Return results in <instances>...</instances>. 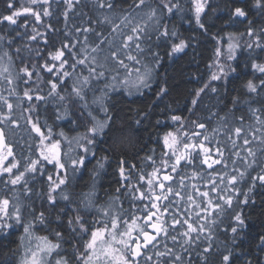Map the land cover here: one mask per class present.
<instances>
[{"label":"snow or ice","instance_id":"snow-or-ice-1","mask_svg":"<svg viewBox=\"0 0 264 264\" xmlns=\"http://www.w3.org/2000/svg\"><path fill=\"white\" fill-rule=\"evenodd\" d=\"M80 2L81 0H64L68 10L74 9ZM28 3L48 5L50 0H28ZM193 4L195 24L200 29H205L202 15L210 7V0H193ZM254 6L264 8V0H255ZM94 7L99 14L95 17L84 14L87 19L81 25H73L66 31V40L61 42L59 48L48 52L47 60L41 65L52 77L47 81V95L39 94L43 91L39 86L42 82L39 73H35L37 80H32L35 65L32 71L24 66L20 70L23 76L17 73V78L23 83L31 82L36 86L33 89L30 85L23 93L29 102L55 101L63 108V113L57 115V119L75 116L72 123L85 120L89 122V126L76 141L82 154L69 157V163L62 156L61 140L53 139L52 129L47 125L42 127L38 119L33 120L29 115L26 121L31 126L30 131L39 138V152L36 159L27 158L28 162L22 171L19 161L15 160L12 146L6 140L4 129L0 128V183L5 187L12 186L10 191L14 196L13 200L0 196V236L11 235V230L18 225L23 227L25 235L21 237V241L28 240L29 246L20 264H73V258L64 254L59 242L62 239L60 231L55 232L58 238L55 243L46 236L34 234L35 222L45 224L48 219L44 211L35 215L34 209L29 206L33 222L25 224L23 220V205L16 186H20L23 195L31 199L33 189L30 187L29 177L33 181L46 178L44 182L47 191L36 195L56 213L57 220L63 222L62 218L66 219V227L73 236L78 233L88 236L81 246H73L75 264H192L190 249L194 250L201 245L204 247L197 255L207 264L208 255L214 250L215 228L219 226L217 219L213 217L219 218L227 210H233L234 224L229 227L235 240L238 233L246 227L241 205L255 204L252 194L258 188L264 189V106L249 108L258 127L249 125L245 128L244 116L238 118L239 126L229 127L227 115L219 116V113L213 112L209 119L217 116L220 126L213 128L210 133L208 125L198 120L191 123L202 131L189 134L181 133L178 129L176 133L168 132L163 138L165 151L161 153L159 163L153 156L143 158L144 161L151 162V172H145L143 164L138 168L121 155L116 165L120 184L115 190L117 194L105 204L98 205L96 184L110 160L109 153L125 131L123 127L117 126L116 119L111 114L110 94L125 88L132 95L130 84L141 95V89L151 88L153 74L161 66L162 57L158 52H152L153 64H144L145 48L142 45L152 40L153 32L157 41L167 43L173 39L179 40V43L171 44L168 55L183 52L188 44L179 38L176 31H170L167 24H161L165 12L171 16L183 11L179 0H159L156 7L152 6L151 0H131L126 8L121 7L118 12L116 0H95ZM6 8L7 14H0V24L14 26L12 30L21 38L27 33H21L17 29H27L29 26L27 21L20 23L22 16L30 15L39 23L42 15H51L46 8L42 10V15L41 11L32 7L17 8L15 0H6ZM63 15L67 27L68 11ZM247 17L248 12L244 7L235 6L230 12V18L247 20ZM248 24L247 35L256 37L248 47L252 48L254 44L264 50L261 34L251 27V21ZM48 28L56 31L51 25ZM32 32L34 34L28 36V39L36 41L41 36L45 46L48 45L45 34L38 32L36 28ZM14 39L9 37L7 43L11 45ZM4 40L5 36L0 35V41ZM236 47L237 45L229 44V60L235 58ZM15 51L20 53L21 49L18 47ZM219 54L220 50L217 49V55ZM5 57L11 64L12 56L9 52H4L0 61ZM78 68L81 71H77ZM252 68L264 76V64L253 63ZM231 71L234 72L235 69ZM5 73L8 75L4 78L12 84L9 68L0 65V75ZM133 73L134 81L130 80ZM226 76L227 73L221 68L219 74H212L211 80H221ZM209 87L206 83L195 90L190 101L192 107L188 111L196 109L201 103L202 94H206ZM246 88L249 93L257 96L264 94V78L260 79L259 84L249 80ZM210 90L217 91L215 87ZM168 91L166 87H159L155 92L156 100H162L168 95ZM0 101L7 109L6 114L0 113V124L7 121L19 127L18 122L12 119L13 104L2 95ZM238 103V98H233V106ZM35 107L33 103L25 111L31 113ZM97 110L103 114V118L96 114ZM171 120L180 123L183 128L181 116L172 115ZM136 123L140 124L141 120L138 119ZM221 134L224 139H217ZM59 135L64 137L63 132ZM71 143L72 141H68L69 146ZM97 145L108 147L99 149L104 155L99 157L92 170L90 190L74 199L67 191V168L70 166L74 173L85 168L88 157L96 156ZM63 155L67 156V153ZM48 165L52 166L51 171L47 168ZM193 181H203L202 188L207 190H201ZM242 184L247 185L246 190L241 189ZM121 196L128 198L129 209L123 207ZM61 201L64 202L63 206ZM236 208L241 210L236 211ZM93 214L95 218L91 222L85 218L86 215ZM201 220L204 222L201 223ZM168 241H171V246ZM260 242L264 245V235L260 237ZM177 247L180 251L176 250ZM185 254H188L187 259ZM236 259L231 250L221 254V264H235ZM246 264H251V261Z\"/></svg>","mask_w":264,"mask_h":264},{"label":"trees","instance_id":"trees-1","mask_svg":"<svg viewBox=\"0 0 264 264\" xmlns=\"http://www.w3.org/2000/svg\"><path fill=\"white\" fill-rule=\"evenodd\" d=\"M130 2L131 0H116L118 5L117 12L121 7L126 8ZM179 2L183 11L171 16L165 12L161 19V24H167L170 31H176L179 38L186 41L188 47L183 52L168 55L171 52V44L179 43V40L173 39L167 43L157 41L155 39L156 34L153 32L152 40L142 45L145 48V53L143 54L144 64L149 66L153 64L152 52H158L162 57L161 66L153 74L151 88L141 89L143 93L141 95L130 84L132 95H129L125 88H120L117 92L110 94L111 114L116 119L117 126L123 127L125 131L114 146L113 151L109 153L110 160L106 163L105 169L96 185L102 193V205L110 197L116 195L115 190L120 187L119 176L116 172L119 157L123 155L126 160L134 164L146 163L143 160L145 157L144 152L148 148L153 147L155 141H160L159 138H164L168 132L175 130L174 128L178 129L181 127L177 124L173 127L175 122L171 120L172 115L181 116L183 118L182 122L194 120L203 122L208 125L209 133L213 128L220 126L217 116H212L209 119L210 114L213 112L219 113V116L227 115L229 127L239 126L238 118L240 116L245 117V128L249 125L258 127L255 120L251 117L249 108L264 106V94L257 96L249 93L246 84L249 80L259 84L260 79L264 78L261 73L252 68L253 63L264 64V50L255 47L254 44L252 48L248 47V44L252 43L256 37H249L247 31L249 28L248 21H251V27L261 34V43L264 44V31H262L264 30V8L255 7V0H210V7L202 15L205 29H200L195 24L193 0H179ZM94 3L95 0H81L74 9L68 10L64 0H50L48 5H30L28 0H15L17 8L21 6L32 7L37 11H41V15L42 10L46 8L51 15L47 17L42 15V20L39 23L30 15L22 16L20 23L27 21L29 25L27 29H17L21 33H27L23 38L17 36L16 31L12 30L14 26L0 24V35L5 36V40L0 41V56H3L6 51L12 56L11 64L8 63L5 57L3 61H0V65L9 68L13 80V83L9 84L4 78L8 74L0 75V95L13 104L12 119L18 122L19 127L7 121L0 124V126L5 130L8 142L15 148V160L19 161L20 169H23L27 164V158L34 159L35 146L36 144L37 146L39 145V138L30 131L31 126L26 121L29 115L33 120L38 119L42 127L44 125L50 127L55 140H61L62 153H67V156L62 154L65 161L70 162L69 157L74 158L81 154V150L77 148L76 141L86 132L89 122L79 120L74 124L71 121L76 119L75 116L57 119V115L63 113V108H60L52 100L47 103L42 101L29 102L23 96V93L30 85L33 89L36 86L31 84V82L30 84L23 83L22 80L17 78V73L23 76L20 70L24 66H27L32 71L33 65H35L32 80H37L35 73H39V77L42 78L39 86L43 89L39 94L47 95V81L52 77L41 65L47 60L48 52L59 48L61 42L66 40L65 32L71 29L73 25H81L87 19L84 14L91 17L99 14L94 7ZM151 3L153 7H156L159 4V0H151ZM235 6L246 9L248 12L247 20L230 18V12ZM7 11L6 0H0V14H7ZM65 11H68L67 27L63 15ZM48 25H51L52 29L56 31L50 30ZM33 28L46 35L49 42L47 46H45L44 39L41 36H38L36 41L28 39V36L34 34L32 32ZM9 37L15 38L11 45L7 43ZM229 44L237 45L234 53L235 58L228 59L231 69H235V71H231L225 79L212 81L211 74L215 63L219 61L220 57L223 59L227 58L226 56L229 55ZM149 46L151 51H149ZM18 47L21 49L20 53L15 51ZM217 49L220 50L219 55H217ZM136 67H141V65H136ZM77 71H81V69L78 68ZM130 80H135L134 73ZM68 83L70 88L71 81ZM206 83L210 87L206 90V94H202L201 103L192 112L188 111L192 107L190 101L195 90ZM161 86L168 88V95L162 100H156L155 92ZM212 87H215L217 91L211 92L210 89ZM13 89L14 92L12 91ZM91 98V94H89V100ZM233 98H238L239 100L235 107L232 104ZM33 103L36 105L35 109L31 113L25 111ZM73 111H75L74 107ZM0 113H7L2 101H0ZM145 113H147L146 117L144 116ZM96 114L103 118V114L98 110ZM138 119L141 120L140 124L136 123ZM190 128L192 127L187 126L182 129ZM61 132L64 133V137L59 135ZM217 139L223 140L224 137L221 134L217 136ZM68 141H72L70 146ZM29 145L32 147L29 148ZM102 147L106 148L108 145H97L96 153H98L99 157L104 155V152L99 150ZM152 156L154 158L153 154ZM98 159H96V162ZM96 162L94 166H92L94 162L88 166V171L84 175L83 182L87 183V185H89L91 174L93 175V172L90 171L91 166L94 168ZM29 180L31 187L35 180H31V177H29ZM135 180L136 175L133 174V183H135ZM11 187L10 185L5 187L3 183H0V196L6 195L10 200H13L14 196L12 191H10ZM16 187L19 194L21 193V203L29 201L23 195L20 186ZM240 187L242 190H246L247 185L242 184ZM89 190L88 188V192ZM252 197L255 200V204L241 205L243 215L246 218V227L238 233L235 240H233V234L229 227L231 225L230 221H232L231 218L223 220V225L221 224L215 228L214 250L208 255L207 264H221V254H226L228 250H231L237 257L235 264H246L247 261H251V264H264V245H261L260 242V237L264 235V189H256ZM121 199L123 200V207L126 210L129 209L128 198L121 196ZM29 205H31V201ZM241 208H236L235 210L240 211ZM222 217L225 216L222 215ZM30 219L29 212H26L23 215L24 223L31 222ZM224 221L226 222L224 223ZM19 231L20 227L18 225L11 230V235L7 237L0 236V264H20V261L24 258L29 244L28 240L21 241V237L25 234L23 232L21 235ZM203 247L204 245H201V247L194 250L190 249L192 264H205L197 255L198 252L202 251ZM70 248V250L74 249L72 242ZM22 249L24 253L20 254ZM176 250L180 251L179 247ZM185 255L187 259L188 254ZM73 264H75L74 260Z\"/></svg>","mask_w":264,"mask_h":264},{"label":"flooded vegetation","instance_id":"flooded-vegetation-1","mask_svg":"<svg viewBox=\"0 0 264 264\" xmlns=\"http://www.w3.org/2000/svg\"><path fill=\"white\" fill-rule=\"evenodd\" d=\"M182 123H183L184 127L191 126L192 128L183 130L181 127H179L178 129L180 130L181 133L188 132L190 134L193 131H202L200 129H197L195 127V125H193L191 122H182ZM176 124L181 126L180 123L175 122L173 127H175ZM174 129L175 130H173L172 132L176 133L178 129H176V128H174ZM181 129H182V131H181ZM5 135H6V133H5ZM6 139H7V136H6ZM53 139H54V137H53ZM159 139H160V141L159 140L155 141L154 146L150 147V149L148 148V150H146V152H144V154H145L144 156H152V154H153L154 159H156L157 163H159V161H160L161 153L163 151H165L164 145H163V138H159ZM7 142H8V139H7ZM10 145L12 146V144H10ZM210 146H214V145H210ZM12 149H13L14 156H15L14 146H12ZM35 151H36V153L34 154V159L37 158L38 152H39V147L37 146V144L35 146ZM81 154H82V152H81ZM98 157H99L98 153H96L95 157H92V156L88 157V159L86 161V167L79 169L75 173L72 171L70 166L67 168V173H68L67 191L73 195L74 199L79 198L81 193H87L88 188L90 189V186H91L90 184H92V179H91L92 174L90 176L89 185H87V183L83 182L84 181L83 178H84L85 173L88 171V169H87L88 166L92 165L93 162L94 163L92 166H94L96 159H98ZM11 158L12 157H9L10 160H11ZM136 165L139 168L142 164H136ZM92 166H91L90 171H92V169H93ZM143 167H144L145 172H151L152 171L150 161H146V163H143ZM47 168L49 169V171L52 170L51 165H48ZM217 168H219V166H217ZM20 170L22 171L23 169H20ZM44 179H46V178H38L37 180L34 181V184L31 186L33 189V194L31 196V199H29V201L27 200V201H24V203H22V205H23L22 216L26 212H29V214H30V208L34 209L35 215H38L39 212L44 211L48 219H47L45 224H40L39 222H35L34 229H33L34 234L37 236H46V237H48V239L50 241L55 243V242H58V238L56 237L55 232L60 231L62 233V239L59 240V242L62 245V249L64 250V254L68 255L69 257L73 258V260H74L75 252H74V249L70 250L71 249L70 248L71 242L73 243V246H81L84 243V241H86L87 235H82V234L78 233L75 236H73L66 227V219L62 218L63 222L60 220H57L56 219V213L52 212L51 209L48 208V205L46 204V202H44L40 198V196L36 195V193H39L41 191H47V185L44 182ZM193 183H195L197 185V187H201V190H207V189L202 188L203 181H193ZM95 191L98 194L97 204L102 205L103 197H102V193H101L100 188L99 187L97 188V186H96ZM189 192H191V189H189ZM20 195H21V193H20ZM193 195H196V194L193 193ZM212 195H213V197H215V193H213ZM197 200H199L198 196H197ZM30 201H31V205H29ZM63 203L64 202L61 201V206H63ZM29 206H30V208H29ZM129 208H130V206H129ZM192 214L194 215V213H192ZM202 215H203V213H202ZM222 215H224L225 217H222ZM233 215H234L233 210L229 209L225 213L221 214V216L219 218L213 217V219H217V223H219V221L222 220L221 223L218 224V225H221L223 220H228L229 218H231V220H232ZM30 218H31L30 219L31 222H33V215L32 214H30ZM85 218L91 222L95 218V215L94 214L93 215H86ZM200 222L203 223L204 221L201 220ZM225 222L226 221H224V223ZM230 223L234 224V221L232 220V221H230ZM19 227H20L19 232L22 235L23 227L22 226H19ZM214 235H215V233H214ZM168 243H169V246H171V241H168ZM33 246H34V244H33ZM23 251L24 250L22 249L20 254L24 253Z\"/></svg>","mask_w":264,"mask_h":264},{"label":"rangeland","instance_id":"rangeland-1","mask_svg":"<svg viewBox=\"0 0 264 264\" xmlns=\"http://www.w3.org/2000/svg\"><path fill=\"white\" fill-rule=\"evenodd\" d=\"M228 51H229V49H228ZM228 53V52H227ZM225 57V56H224ZM227 58L226 59H223V58H219V61H216V63H215V67H214V69H213V72H212V74L213 73H216V74H219V72H220V69L222 68L223 69V71L225 72V73H227V76L230 74V72H231V66L229 65V60H228V56H226ZM212 74H211V76H212ZM226 76V77H227ZM226 77H224V78H222V79H225Z\"/></svg>","mask_w":264,"mask_h":264},{"label":"water","instance_id":"water-1","mask_svg":"<svg viewBox=\"0 0 264 264\" xmlns=\"http://www.w3.org/2000/svg\"><path fill=\"white\" fill-rule=\"evenodd\" d=\"M1 128V127H0ZM7 140V139H6Z\"/></svg>","mask_w":264,"mask_h":264}]
</instances>
